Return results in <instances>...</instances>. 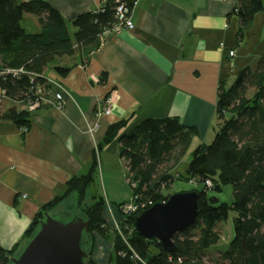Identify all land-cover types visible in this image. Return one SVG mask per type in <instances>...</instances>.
Instances as JSON below:
<instances>
[{
    "label": "crops",
    "instance_id": "0c3cea01",
    "mask_svg": "<svg viewBox=\"0 0 264 264\" xmlns=\"http://www.w3.org/2000/svg\"><path fill=\"white\" fill-rule=\"evenodd\" d=\"M17 1L50 6L74 36L72 22L81 14L98 11L106 0ZM237 6L238 0H138L132 12L133 31L110 34L97 51L62 60V67L71 68L65 76L54 69L45 73L46 79L65 89L63 106L45 104L36 110L27 131L0 121V249H19L34 218L65 195L72 178L91 171L95 154L106 201L103 218L115 230L121 220L118 207L126 203L128 197L123 195L128 196L131 185L119 143L98 151L110 126L131 120L132 129L147 120L177 119L198 131L191 145L195 150L213 142L221 87L232 86L245 69L264 57V11L255 16L239 42ZM26 21L30 33L40 31L34 16H25ZM231 51L233 59L228 57ZM46 95L54 99L52 85ZM109 95L117 105L112 115L99 116ZM178 173L176 169L172 174ZM178 184L183 183L176 182L173 188ZM215 197L231 203L232 188H223ZM66 199L75 208L76 196ZM111 202L120 203L114 207ZM217 228L221 233V225ZM94 236L93 262L109 264L113 242ZM218 253L213 247L208 255L216 258Z\"/></svg>",
    "mask_w": 264,
    "mask_h": 264
},
{
    "label": "trees",
    "instance_id": "16d2710c",
    "mask_svg": "<svg viewBox=\"0 0 264 264\" xmlns=\"http://www.w3.org/2000/svg\"><path fill=\"white\" fill-rule=\"evenodd\" d=\"M128 4L132 8V3ZM116 6V0H106L98 11L78 16L71 24L76 29L72 36L61 14L45 3L0 0V74L4 69H24L37 75L41 84L45 82L40 77L44 78L49 69L67 75L71 68L62 67L59 62L97 51L105 32L117 24ZM263 11V0H238L234 13L240 21L239 42L255 16ZM27 15L38 20V33L32 34L23 27ZM0 87L6 89L11 100L0 111V121L12 122L20 129L29 128L31 114L17 110L13 104L24 100L33 87L29 79L0 77ZM251 91L254 93L249 97ZM216 119L213 142L192 153L184 173L172 174L189 152L198 131L182 126L177 119L147 120L132 129L131 120H122L109 127L98 147L100 152L115 141L119 143L129 183L131 187L136 185L132 187L133 196L143 202H167L176 182L191 185L192 191L199 192L200 215L194 226L174 237L175 253L168 254L157 241L140 236L132 222L135 215L123 218L122 236L111 231L103 218L104 197L95 193L87 202L97 181V154L91 171L72 178L65 195L47 204L34 218L23 242L33 236L45 214L74 195L75 214L89 222L90 264H95V234L113 242L109 264H264V57L245 69L232 86L221 87ZM208 181L211 188L206 186ZM226 187L233 191L231 203H221L215 197ZM231 214L234 236L228 250L210 258L209 250L222 237L217 227L228 221ZM22 248L9 252L0 249V264H9Z\"/></svg>",
    "mask_w": 264,
    "mask_h": 264
},
{
    "label": "water",
    "instance_id": "95a60500",
    "mask_svg": "<svg viewBox=\"0 0 264 264\" xmlns=\"http://www.w3.org/2000/svg\"><path fill=\"white\" fill-rule=\"evenodd\" d=\"M200 194L187 191L173 194L167 202L133 216L136 232L150 241H157L161 249L176 252L174 237L194 226L200 215ZM71 200H64L50 214H45L21 251L9 264H90L88 239L89 222L75 214Z\"/></svg>",
    "mask_w": 264,
    "mask_h": 264
},
{
    "label": "built area",
    "instance_id": "2783aa9c",
    "mask_svg": "<svg viewBox=\"0 0 264 264\" xmlns=\"http://www.w3.org/2000/svg\"><path fill=\"white\" fill-rule=\"evenodd\" d=\"M132 3V8L129 7L128 3ZM138 0H116L117 6L115 8V18H116V26L110 30L106 31L102 37V42L109 36L110 34H120L123 31H133L135 29V25L132 19V12L133 8L136 6ZM228 57L233 59L235 57V52L231 51L228 53ZM0 77L2 79L13 78L16 81L22 80L24 77L29 79V82L33 87H31L28 91L24 100L15 101L13 104L15 108L19 111H25L29 114L34 113L36 110L40 109L45 104H49L54 107L61 108L65 103V89L53 82L49 81L45 77H40L44 80V84L38 83L37 75L30 74L26 72L24 69H4L1 71ZM48 85H52L54 90V99L49 100L46 95V89H48ZM35 86V87H34ZM11 102L6 89L0 87V111H2L7 104ZM117 105V101L112 95H109L105 98L102 106V111L100 112L99 116H109L112 115L115 107ZM24 131H27L26 128H23ZM208 188L212 187L210 181L206 183ZM132 187L135 188L136 186L132 184ZM26 199L24 195L22 197ZM154 204L152 202H143L139 199L138 196H133L132 200L128 203L123 204L119 211L121 213V220L115 227L116 232H118L122 236V221L123 218H127L131 215H136L140 212L146 211L153 207Z\"/></svg>",
    "mask_w": 264,
    "mask_h": 264
},
{
    "label": "rangeland",
    "instance_id": "374dc122",
    "mask_svg": "<svg viewBox=\"0 0 264 264\" xmlns=\"http://www.w3.org/2000/svg\"><path fill=\"white\" fill-rule=\"evenodd\" d=\"M23 26L28 30V31H31L30 29V23L28 22V21H26V22H23ZM253 91H251L250 92V94H249V97H251L252 95H253ZM195 150V146H192L191 147V149L189 150V152L187 153V155L184 157V159L181 161L182 162V164L180 165V167L178 166L177 167V170H178V172L179 173H184L186 170H187V168H188V166H189V164H190V162H191V160H192V153H193V151ZM125 164H126V162H125ZM135 185V184H134ZM187 185V186H186ZM136 186V185H135ZM181 187H183L182 189H181ZM132 188V187H131ZM131 188H129L128 189V196H126V195H123V199H126V197H128L127 198V201H126V203H128V202H130L131 200H132V198H133V191H132V189ZM193 190V188L190 186V185H188V184H178L175 188H172V193L173 194H176V193H180V192H187V191H192ZM126 192H127V189H126ZM95 193H97V194H99L100 196H102V197H104L105 198V194H104V188H103V184H102V182H101V172L100 171H98V174H97V181H96V184H95V186L92 188V192H90L89 193V195H88V201L87 202H90V198H91V196L93 195V194H95ZM222 198L223 199H226L227 198V194H224L223 196H222ZM129 199V200H128ZM123 201H125V200H122V202ZM114 203V204H113ZM116 203H120V202H111L110 204H112V206H114L115 207V204ZM121 214V213H120ZM233 217H234V215L233 214H231L230 215V217H229V219H228V221H226V222H223L222 224H220L221 225V234H222V240L219 242V244L217 245V246H215L214 248H216L218 251H220V252H225V251H227L228 250V247H229V237L232 235V233H233ZM219 225V226H220ZM117 226V225H116ZM113 231H114V229H112Z\"/></svg>",
    "mask_w": 264,
    "mask_h": 264
}]
</instances>
